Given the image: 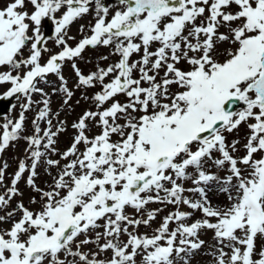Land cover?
<instances>
[{
  "label": "snow or ice",
  "instance_id": "6c2138e0",
  "mask_svg": "<svg viewBox=\"0 0 264 264\" xmlns=\"http://www.w3.org/2000/svg\"><path fill=\"white\" fill-rule=\"evenodd\" d=\"M90 14L70 45L71 25ZM89 47L118 59L85 73ZM0 69L10 84L0 100L19 102L0 122V154L27 144L11 177L0 163V264H191L205 247L211 264H264V0H10ZM77 91L89 107L61 149ZM241 126L244 143L229 141ZM22 182L36 194L27 205ZM213 185L222 203L209 199ZM150 204L174 211L140 232L164 210Z\"/></svg>",
  "mask_w": 264,
  "mask_h": 264
},
{
  "label": "rangeland",
  "instance_id": "374dc122",
  "mask_svg": "<svg viewBox=\"0 0 264 264\" xmlns=\"http://www.w3.org/2000/svg\"><path fill=\"white\" fill-rule=\"evenodd\" d=\"M9 2H10V0H0V8L5 7L7 5V3H9ZM28 7H29V10H31V5H29ZM89 22L94 23L93 17L91 14L84 16L82 19H78L76 22H74L71 25L70 35L75 37V39L69 41L70 45L74 46L75 43L78 42L82 38V33L80 32V25H85L87 28V25L89 24ZM53 28H54V25L47 18L42 22V31L46 36H52L53 35ZM221 31H224V29H221ZM47 47L49 49H51L53 53L60 50V48L54 43V40H49ZM223 47L226 48V47H228V45L225 44V45H223ZM109 52H110V49L106 48V47H97L95 49L89 47L83 53L84 59L78 60L77 64L82 69L83 72L87 73L90 70H94L95 65L98 62L101 63L102 65H107L108 63L115 62L118 59V57H116V56H109V59L107 61H100L98 59L100 56L109 55ZM25 54H27V50H26ZM48 55L49 54L44 55V61H46V59L48 58ZM0 70H4V69H0ZM63 74L69 80V86L71 87L75 83L77 78H76L75 73L73 72L70 64H66L64 66ZM48 79H49V81L52 82V86L59 84V81L57 80V77L55 75H49ZM9 87H10V84H7V83L0 86V94H3L5 91H7V89ZM45 90L50 91L51 86L46 87ZM173 90H175V88H173ZM91 91L92 90H90V93H91ZM80 96H81V93L79 91H77L76 95L73 97L72 105L74 107V111H72L71 113L63 112L61 114V118L62 119L66 118L68 121V131L60 136L59 147L61 149L65 148L68 145V143L71 140V137L73 135L74 130L71 128V123L73 121H75V119L79 115H81L85 109H87L89 107V104L86 103L82 99L80 100V104L76 105L75 102L77 99H80ZM34 99L39 100L40 97L37 95L34 97ZM119 99L124 100V97L121 96V97H119ZM18 103L19 102L16 99H14L2 112H0V122H2L4 113H6L8 111L9 107L12 104H18ZM61 103H62V101H61V98L59 95H54L52 97L51 107L53 108V110L58 109L59 106L61 105ZM19 111H20L19 107L14 109L11 112V117L15 118L18 115ZM33 117H34V111H29L26 113L25 126H26L27 131L25 132V135L31 134V132H32L31 121H32ZM0 131H2V130H0ZM93 131L94 132L98 131V129H94ZM247 133H248L247 127L241 126L238 131H235L232 134L228 135V140L231 141L233 139H239L241 141V144H243L244 143V137L246 136ZM26 147H27V144H26L25 140L20 139L18 142L15 143L14 146L8 147L3 154H0V163H3L6 161L9 165V167L7 169V173H8L9 177H11V175L15 172V170L17 168L18 159L23 158V156L25 154ZM45 182H50V177H48L46 174H44L43 171L41 170V176L38 180V183L41 184V186H43L45 184ZM188 186H191V185L189 184ZM19 187L24 192L23 200H24L25 204L27 205L29 198L33 195H36V194L34 192H32V190L30 188H28L23 182L20 183ZM187 195L191 197L193 194L187 193ZM208 197L214 204L222 203L224 200V197L216 191L215 185L211 186L208 189ZM38 206L39 205H32V207H34V208H36ZM162 207L164 208V210L162 212L158 213L155 221L152 223V229H145L142 226L139 229L140 232H145V231L151 232L153 229L156 228L157 225H159L161 223L162 218L164 216L168 215L169 212L174 211V206H172V205H169L167 207H164L163 205H160V204L148 205L149 209H156V208H162ZM182 210L189 211L190 209H188L186 206H182ZM128 213L131 215L133 213V210L128 209ZM200 215H201V213L196 212V213H194V218H199ZM4 227H7V225H4ZM212 236H213V233L211 231H207L205 233H202L201 238L205 239L208 242V244H211V243H213ZM206 252H207V247H205V248L201 249L199 252L195 253L191 259V264H211L212 258H211V256L206 255L205 254Z\"/></svg>",
  "mask_w": 264,
  "mask_h": 264
},
{
  "label": "water",
  "instance_id": "95a60500",
  "mask_svg": "<svg viewBox=\"0 0 264 264\" xmlns=\"http://www.w3.org/2000/svg\"><path fill=\"white\" fill-rule=\"evenodd\" d=\"M11 99L0 100V109L6 106Z\"/></svg>",
  "mask_w": 264,
  "mask_h": 264
}]
</instances>
